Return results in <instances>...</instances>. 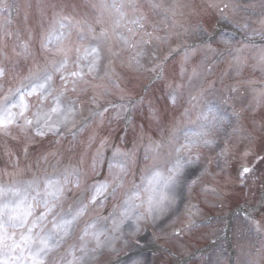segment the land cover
Listing matches in <instances>:
<instances>
[{
	"label": "snow or ice",
	"instance_id": "1",
	"mask_svg": "<svg viewBox=\"0 0 264 264\" xmlns=\"http://www.w3.org/2000/svg\"><path fill=\"white\" fill-rule=\"evenodd\" d=\"M143 73L159 96L132 94ZM0 155V264H149L198 227L187 204L164 231L186 192L227 196L225 169L238 264H264V0H0Z\"/></svg>",
	"mask_w": 264,
	"mask_h": 264
},
{
	"label": "rangeland",
	"instance_id": "2",
	"mask_svg": "<svg viewBox=\"0 0 264 264\" xmlns=\"http://www.w3.org/2000/svg\"><path fill=\"white\" fill-rule=\"evenodd\" d=\"M197 2L199 3L200 0H197ZM237 2L251 3V2H258V0H237ZM20 3L21 5H23L24 0H20ZM25 11L28 10L26 8L21 7L19 15L16 14L13 15L15 16V19L12 22L13 29L11 28V30H16L20 26V22ZM243 15H245V13H240V16ZM204 21H205V27H207L209 31H211L212 28H215L217 25V18L214 17L210 12L209 14L204 16ZM194 22L195 21H193V23ZM178 59L179 57H177V60ZM198 59L199 57H197L194 60V62H198ZM223 66L224 65H222V67ZM250 74L254 75V77L258 76L259 78V72H256L254 74L249 73L248 71L245 72L246 76ZM149 77L150 76L148 73L137 74L135 78L132 79L128 87L137 93L139 92L138 88L143 84H145V81H147ZM110 99L115 100L118 99V97L112 96ZM86 135L87 133H85V137ZM140 155H141V163L135 169L134 176L130 177V179L134 178L136 183L140 182L141 169L143 168V160H142L143 153L141 152ZM211 155L214 156V153ZM65 163H67V160H65ZM211 167L213 170L219 172V169H217L215 162L212 164ZM3 179L7 180L8 177L5 176L3 177ZM206 179L210 180L211 177H208ZM214 183H218L224 186L223 191L227 193L226 197L217 199L216 197L212 196L210 193L207 194L206 197L205 193L201 191L200 185H197L193 191L185 193L184 200L182 203L179 204L178 211L175 214L176 223L174 225L165 226L164 231L171 232L172 227H176V228L183 227L185 206L187 204H197L202 210V216L196 218L197 221L208 220L209 224L204 226L202 225V227L200 228L197 227L193 229L191 232L182 235L179 240L173 237V238H165L157 241L155 247L162 249H171V252L165 251L163 252V254L161 253L153 254L146 252V255L148 256L149 259V264H169V262H171V264H176L178 260L184 259L185 256L196 250L198 245H204L208 243V241H210L217 234L225 233V229L223 228V225L226 222V217L229 208L235 206L237 202H239L240 200L245 201V198L241 196L240 186L236 184L234 172H232L230 169H225L223 172L219 173ZM244 191L246 193L247 189H245ZM231 238L235 243L236 262L238 264V260L240 258V248L243 247L244 250L246 251L249 245V241L239 240L236 235L235 227H234V231L232 230ZM226 241L227 240L223 238L220 241L222 243L220 244L218 243V245L215 246L217 249L220 250L222 254L221 264H228L229 262L228 257H229L230 246L229 243ZM251 243L255 244L256 238H252ZM201 255L202 254L192 259L193 261H189L186 264H200Z\"/></svg>",
	"mask_w": 264,
	"mask_h": 264
}]
</instances>
